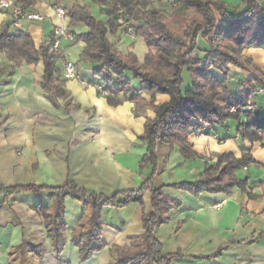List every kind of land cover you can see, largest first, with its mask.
<instances>
[{
	"label": "crops",
	"instance_id": "obj_1",
	"mask_svg": "<svg viewBox=\"0 0 264 264\" xmlns=\"http://www.w3.org/2000/svg\"><path fill=\"white\" fill-rule=\"evenodd\" d=\"M51 1L54 0H39L34 11L45 19L26 22L23 29L13 25L10 12H0V28L9 26L11 32L29 33L37 47L50 44L54 26L63 24L73 29L68 15L62 22L58 19ZM76 3L89 6L93 15L96 7L101 11L90 0H62L63 7ZM227 5L245 7L243 0H227ZM261 6L264 9V0ZM97 18L107 19L101 12ZM84 31L83 25L74 28L75 34ZM125 32L119 30L109 38L121 52L134 53L144 62L154 50L136 33L132 36ZM132 43L134 47H130ZM139 43L146 47L140 48L143 60L137 49ZM62 45L64 57L78 64L79 79L66 80L60 73L58 80L67 95L57 98L56 103L42 87V62L17 65L0 53V72L8 77L0 82V185L4 189L28 184L58 187L74 181L88 193L108 197L123 190L139 189L153 173L151 165L140 169L146 146L139 138L144 133L146 118H154L155 113L138 109L136 114L131 101L117 107L109 105L97 89L92 67L80 62L85 43L64 41ZM253 51L258 65L264 68L263 49L245 50L243 54L251 56ZM61 64L56 60L58 68ZM231 69L246 78L252 76L238 68ZM169 100L167 95L157 97L159 104ZM259 101L264 103V94L259 95ZM230 126L204 129L208 138H197L200 133H193L190 143L198 153L193 159H186L177 147L159 145L155 183L181 204L170 211L167 222L156 230L164 251L179 255L173 264H264V141L252 144L236 134L234 124ZM247 150L254 163L239 170L237 176L248 179L249 193L236 187L231 193L196 196L171 187L202 178L204 165L211 162L212 155L232 152L241 157ZM55 198L46 189L40 195L19 192L9 196L0 209V264H8L10 251L23 242L43 248V256L36 257L38 264H110L112 247L131 246L132 237L145 233L144 217L153 210L149 190L144 193L143 204L130 203L120 209L104 207L101 235L106 247L82 261L71 236L87 207L70 196L65 198L66 244L58 253L43 218L35 210L39 205L53 207ZM257 237L258 241L249 242ZM220 248H225L222 255L214 257Z\"/></svg>",
	"mask_w": 264,
	"mask_h": 264
},
{
	"label": "trees",
	"instance_id": "obj_2",
	"mask_svg": "<svg viewBox=\"0 0 264 264\" xmlns=\"http://www.w3.org/2000/svg\"><path fill=\"white\" fill-rule=\"evenodd\" d=\"M21 1L33 7L39 2ZM90 1L101 7V13L107 17L105 21L94 16L87 5L76 3L64 7L71 18L73 33L76 26L86 27V31L74 33L75 42L85 43L80 62L92 67L98 80L96 86L102 85V90L97 89L109 105L117 107L131 101L136 114L138 109L155 113L154 118H146L144 133L139 138L146 146L140 169L151 165L153 173L139 189L123 190L110 197L88 193L74 181L58 187L28 184L4 189L0 185V191L8 192L0 200V209L14 193L40 195L45 189L54 193L53 207L39 205L35 210L45 222L54 249L61 253L67 231L64 200L70 196L80 201L87 212L73 229L71 241L78 247L80 259L87 261L106 247L101 235L103 208L143 204L144 193L149 190L153 210L144 217L145 233L132 237L131 246H113L110 264H173V259L179 255L164 251L156 230L167 222L170 211L181 204L170 199L163 192V186L155 183L159 145L177 147L186 159H193L198 155L190 143L193 133L217 126L229 128L231 123L244 140L252 144L264 141V103L259 101V95L264 94V69L243 55L247 48L264 49L263 0H243L244 9L231 8L218 0H174L180 9L171 16L150 8L142 0ZM118 4L136 21L135 33L154 50L146 55L144 62L134 53L121 52L109 38L120 30ZM0 53L17 65L42 62L45 92L55 103L57 98L66 97L67 92L58 80L61 78L60 68L56 66L59 57L51 52L49 43L37 47L29 33L11 32L10 27L5 26L0 28ZM230 66L252 76L246 78ZM187 80L191 85L184 89ZM158 95H167L170 100L159 104ZM252 163L250 150L241 157L223 153L216 162L204 165L203 177L199 180L171 187L196 196L231 193L236 187L249 193L248 179H240L237 172ZM259 239L252 238L249 242ZM224 249L220 248L213 256L222 255ZM43 253L41 246L23 242L10 251L8 264H38L36 257H42Z\"/></svg>",
	"mask_w": 264,
	"mask_h": 264
},
{
	"label": "built area",
	"instance_id": "obj_3",
	"mask_svg": "<svg viewBox=\"0 0 264 264\" xmlns=\"http://www.w3.org/2000/svg\"><path fill=\"white\" fill-rule=\"evenodd\" d=\"M111 1V0H106ZM175 4L174 0H170ZM117 8L120 10L118 17V23L124 28L127 34L135 36L133 25L130 22V17L124 12L123 7L118 4ZM54 11L59 20L64 21L66 18V11L61 4L60 0L55 1ZM0 12H10L12 16L13 25L18 29H23L26 22H41L45 18L43 15L36 13L34 7L26 4L21 0H0ZM68 41L74 43L76 41L75 34L67 28L65 25L60 24L54 26L52 33V40L50 42L51 52L55 53L61 61L60 72L66 80H78V66L76 62L68 60L63 55V42ZM83 84H85L83 82ZM99 90H102V85L97 86ZM107 94V93H106ZM236 111L235 109L233 110ZM199 133H202L200 131ZM217 159H212V162H216Z\"/></svg>",
	"mask_w": 264,
	"mask_h": 264
},
{
	"label": "rangeland",
	"instance_id": "obj_4",
	"mask_svg": "<svg viewBox=\"0 0 264 264\" xmlns=\"http://www.w3.org/2000/svg\"><path fill=\"white\" fill-rule=\"evenodd\" d=\"M55 1L56 0H54V1H51V2H54L55 3ZM61 1V4H62V0H60ZM82 2H83V0H81ZM143 1V3L144 4H146L147 6H149L150 8H155V9H157V10H159L160 12H162L163 14H165V15H167V16H171L173 13H175V12H177L179 9H180V5L178 4V3H176V4H173V3H171L170 2V0H142ZM218 1H220V2H222V3H224L226 6H227V0H218ZM94 6V5H93ZM92 6V9H93V11L95 10V7H93ZM229 6V5H228ZM231 8H235V7H238V6H230ZM99 12H101V11H99V8H97L96 7V10L94 11V16H96V17H99ZM124 12H125V10H124ZM126 14H128L127 12H125ZM191 11H189L188 12V14L189 15H191ZM119 15H120V10L118 9V13H117V18L119 17ZM216 15H217V17L219 18V14L216 12ZM128 16H129V14H128ZM130 17V16H129ZM117 21H118V19H117ZM130 22H131V24L134 26V25H136V21L135 20H131L130 19ZM119 24V23H118ZM120 25V24H119ZM120 30H122V31H124L125 32V30H124V28L120 25ZM126 33V32H125ZM124 37V36H123ZM134 44L135 43H132L131 45H130V47L132 46V47H134ZM140 48H146L145 47V45L143 44V43H139V45H138V47H137V49H138V53H139V55L142 57V60L144 59V53L142 54V52L140 51ZM250 49H260V48H247V49H245V50H250ZM244 50V51H245ZM264 50V49H263ZM244 55V54H243ZM245 57H247V58H250V59H252L253 60V62H254V64L257 66V67H259L260 68V66L258 65V62H259V60H258V56H257V54H256V51L254 52H252V55L251 56H247V55H244ZM73 59V58H72ZM68 60H70V59H68ZM71 61H74V60H71ZM231 67V66H230ZM232 67H234V66H232ZM235 69H236V67H234ZM261 69H264V68H261ZM7 75H4L3 76V73H1L0 72V82H2V80H5L6 78H8V77H6ZM187 79V78H186ZM187 82L188 83H186V85L184 86V89H187L191 84H189L190 83V81H188L187 80ZM204 137L205 136V138H208V136L207 135H205V134H202V133H200V134H196V137L198 138V137ZM228 153H232V152H228ZM235 155V154H234ZM236 156V155H235ZM219 156L218 155H212L209 159H210V161L212 160V159H217ZM212 162V161H211ZM6 194H8V192L7 191H0V197H2V196H5Z\"/></svg>",
	"mask_w": 264,
	"mask_h": 264
}]
</instances>
